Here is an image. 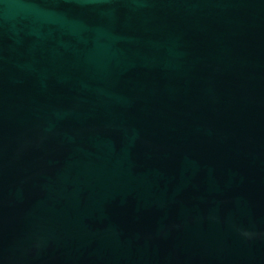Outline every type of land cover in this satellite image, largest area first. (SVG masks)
<instances>
[{
    "label": "water",
    "instance_id": "water-1",
    "mask_svg": "<svg viewBox=\"0 0 264 264\" xmlns=\"http://www.w3.org/2000/svg\"><path fill=\"white\" fill-rule=\"evenodd\" d=\"M0 264H264V0H0Z\"/></svg>",
    "mask_w": 264,
    "mask_h": 264
}]
</instances>
